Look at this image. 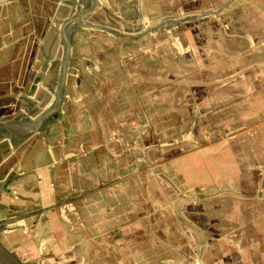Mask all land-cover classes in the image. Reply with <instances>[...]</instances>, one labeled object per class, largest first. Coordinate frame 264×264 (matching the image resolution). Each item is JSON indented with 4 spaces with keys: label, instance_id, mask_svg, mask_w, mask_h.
Returning a JSON list of instances; mask_svg holds the SVG:
<instances>
[{
    "label": "water",
    "instance_id": "1",
    "mask_svg": "<svg viewBox=\"0 0 264 264\" xmlns=\"http://www.w3.org/2000/svg\"><path fill=\"white\" fill-rule=\"evenodd\" d=\"M0 264H264V0H0Z\"/></svg>",
    "mask_w": 264,
    "mask_h": 264
}]
</instances>
